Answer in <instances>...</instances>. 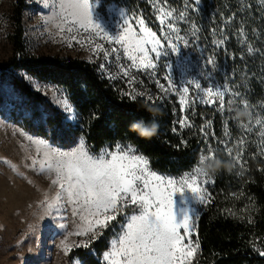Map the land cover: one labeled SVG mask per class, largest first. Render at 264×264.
Returning <instances> with one entry per match:
<instances>
[{
    "label": "trees",
    "instance_id": "trees-1",
    "mask_svg": "<svg viewBox=\"0 0 264 264\" xmlns=\"http://www.w3.org/2000/svg\"><path fill=\"white\" fill-rule=\"evenodd\" d=\"M102 1L125 6L129 13L141 15L158 31L157 11L147 0ZM202 4L188 10L190 23L187 25L195 24L202 37L217 34L220 39L226 37L219 47V58L234 80L233 84H239L245 95L246 92L251 95V99H246L249 104L252 100L257 103L253 99L255 96L264 100V3L261 0H202ZM28 7L27 0H14L13 54L0 65V88L6 86L3 80L10 77L21 101L16 102L5 95L2 87L1 112L9 111V116L19 126L35 130L59 147L73 145L79 136L93 152L117 144L131 145L148 158L153 169L168 174H180L193 168L211 145L215 159L230 162L234 167L230 172L221 168L213 174L209 188L212 202L201 208L198 217L199 250L194 264H264V257L259 255V251H264V156L255 151L245 152L241 167L218 143L225 139L223 121L229 120L230 133L236 131L237 121L227 118V113L216 112L211 106L195 104L182 109L174 97L156 99L154 103H145L143 98L133 101L88 61L27 54L23 16ZM166 7L178 14L183 10V0H167ZM182 24L185 23H177L178 26ZM241 25L244 36L237 32ZM22 73L65 90L76 112V120L69 123L63 134L59 131L65 121L63 113L31 89ZM145 104L158 110L159 132L151 139L140 138L129 131L133 121L152 119L144 110ZM185 117L193 127H180L178 121ZM207 121L212 126L207 129L209 135L205 139L199 129ZM232 149L233 156L237 155L239 150ZM111 235L112 232L106 230L89 247L72 250L70 258H77L82 264H103L101 258L108 249Z\"/></svg>",
    "mask_w": 264,
    "mask_h": 264
},
{
    "label": "snow or ice",
    "instance_id": "snow-or-ice-1",
    "mask_svg": "<svg viewBox=\"0 0 264 264\" xmlns=\"http://www.w3.org/2000/svg\"><path fill=\"white\" fill-rule=\"evenodd\" d=\"M97 2L98 0H43V6L50 11L44 22L57 29L56 35L68 47H73L75 41L81 48L87 47L94 56L102 53L106 62L111 59L122 78H127L130 90L123 95L133 101L143 98L145 103H154L156 99H163L174 93L179 97L180 107L188 108L191 106L190 87L194 86L196 99L192 103L212 105L221 114L247 110L250 113L247 122L237 123L242 131L241 137L236 141L238 154L233 156V149L228 146L231 137L228 119L223 121L225 139L218 143L242 167L247 135L256 133L259 141V151L256 154L264 156V112L256 111L257 108L264 109V102L251 105L228 85L202 87L194 77L189 79L185 76L179 86L168 76L164 78L167 86L156 79L158 62L167 57L169 51L178 52L177 42L184 45L189 43L186 36L181 35V28L177 23H190L188 10L198 7L201 0H183V10L178 14H174L176 10L166 7L167 0H148L158 13L156 19L159 20L160 31L163 33L160 36L145 24L143 18L135 20L137 30L123 10L119 12L121 23L118 29L110 33L101 22ZM197 32L196 25L191 24V35L196 37ZM237 32L244 36L243 25ZM97 38L106 41L110 47L106 48L104 43L97 42ZM225 39L226 37L219 39L214 44L219 47L225 43ZM248 51L251 52L252 48L249 47ZM207 64L214 67V59L209 58ZM100 67L107 71L105 65ZM182 69L187 73L186 65H182ZM133 70L147 73L162 95L154 97L146 91L132 88L136 82ZM201 75L207 77L210 73L202 72ZM109 78L115 79L113 76ZM35 87L39 89L41 85L35 84ZM53 95H56L55 91ZM225 96L229 97L227 103ZM237 99L241 103L234 107ZM57 104H62L63 111L68 114L59 129L63 134L69 123L75 121V116L71 114L72 109L66 100H58ZM178 123L182 128L194 126L187 117ZM211 126V122L207 121L199 129L205 139L209 135L207 129ZM27 139L39 146V159L33 158L31 167L35 169L38 166L41 174L50 176L51 186L57 189L52 196L45 193L40 206L50 216L70 209L75 230L68 235L86 237L77 246L87 248L91 242L103 236L106 230L118 225V231L110 240L109 249L103 253L106 264H194V254L198 253L199 243L191 237L195 220L198 219L197 206L212 202L207 185L213 181L201 168L206 160L215 159V150L211 145L206 154L199 157L198 165L177 180L151 171L148 160L143 155L135 154L136 150L131 145L122 147L117 144L114 151L104 150L99 155H93L86 150L83 138L79 139L77 147L68 151L53 147L43 139H33L31 136ZM186 192L194 194L195 206L190 205L187 197L182 200L181 205L176 204L174 196ZM232 195L236 196L235 193ZM227 211L232 214L231 210ZM61 219L64 217L61 216ZM60 227L66 228L67 225L61 224ZM66 239L67 237L61 241L65 255L72 247L66 243ZM259 255L264 257V251H259Z\"/></svg>",
    "mask_w": 264,
    "mask_h": 264
},
{
    "label": "rangeland",
    "instance_id": "rangeland-1",
    "mask_svg": "<svg viewBox=\"0 0 264 264\" xmlns=\"http://www.w3.org/2000/svg\"><path fill=\"white\" fill-rule=\"evenodd\" d=\"M27 2L29 7L27 11L25 10L23 16L25 27L24 45L27 54L88 61L94 64L104 77L123 89V92L130 90L127 78H122L118 67L111 59L106 62L102 58V53L99 56H94L87 47L81 48L75 41H73V47H68L66 43L60 40V37L56 35L57 29L52 24H46L44 22L45 18L50 15V11L43 6V0H27ZM201 5H203L202 0L196 8H199ZM96 7L97 12L102 17V24H104L110 33L115 32L121 23L119 16L121 10L128 14L129 22L138 30V25H136L135 20L142 18L141 15L129 13L125 6L116 3L106 4L102 0H98ZM13 9L14 0H0V65L6 62L13 54L12 39L15 33L12 19ZM150 13L155 14L156 12L150 11ZM145 24L150 27L146 21ZM160 27L159 23L158 31L152 28L153 31L157 32L158 36L163 34L160 31ZM178 27L181 28V35H185L189 43L184 45L182 42H177L178 52L169 51V55L158 62L156 79H159L161 83L167 86V81L164 78L168 76L179 86L185 76L189 79L194 77L202 84V87L228 85L232 91L238 92L240 96L245 99H251V95L248 96L247 92L246 95L242 92V86L233 84L234 80L230 78L223 62L219 58L220 46L217 47L214 42L220 39V35L217 34L216 36L206 38L202 37L198 30L197 36L193 37L191 35V24L187 25L185 23ZM97 42L104 43L106 48L110 47L106 41L99 40V38H97ZM209 58L214 59V67L213 65L207 64ZM102 64L105 65L107 71L101 69L100 65ZM165 65H168V67H165ZM182 65L187 66V73L183 71ZM202 72L210 73V75L206 77L201 75ZM132 74L136 78V82L132 85V88H135L136 91H146L154 97L162 95L156 88L153 79L147 73L133 70ZM21 75L30 88L40 94L43 99L45 98L53 107H56L60 113H63L65 119L68 114L63 111V105H58L57 101L66 100L72 109L71 114L76 118V112L63 88L37 80L32 76L29 77L27 74L22 73ZM109 76H113L115 79H110ZM3 81L6 84V86H2L5 88V95L16 102L21 101V97L17 94L18 92L10 77H6ZM35 84H39L41 87L37 89ZM54 91L56 93L55 96L53 95ZM168 97H174L179 102V97L174 93L164 98L167 99ZM189 97L191 105L199 104L213 107L212 105H205L199 102L192 103L196 99L194 86L190 87ZM228 98V96H225L226 103ZM253 99L257 103L255 104L252 100L251 105H259L264 102V100H260L256 96ZM240 103L241 101L237 99L234 107L239 106ZM8 107L11 106L8 105ZM256 111L264 112V109L257 108ZM235 113L236 111L231 114L227 113L226 117L235 119L237 123L240 121L247 122V119L244 118L237 120ZM237 123L236 131L231 133L232 136L229 139L230 146L235 147L236 151L239 150L236 146V141L242 135V131L238 128ZM28 136H31L33 139H43L49 145L64 151L77 147L79 145V139L83 138L79 136L74 144L69 147H59L50 140L39 136L35 130H26L19 126L11 119L9 111L2 110L1 112L0 110V264H82L79 259L70 258L69 256L72 250L85 248L77 245H80L81 240L86 239V237L68 235V233L75 230L74 218L71 215L70 209L67 212L50 216L40 206V202L44 199V194L48 193L49 196H52L57 189L51 186L50 176L41 174L38 171V166L35 169L31 167L33 158L39 159L37 152L39 146L31 143L27 139ZM258 142L256 133L248 134L245 152H258ZM121 146L126 147L129 145ZM86 150L90 154L99 155L104 150L114 151L115 146L104 147L98 152H93L86 145ZM135 154L141 155L137 150ZM146 159L148 160V158ZM198 163L199 161L197 165ZM197 165L180 174H168L153 169L148 160V166L151 171H155L165 178H175L177 180L185 173L191 172ZM209 179L213 180V174L209 175ZM211 184L207 185L208 191ZM193 195L190 192L176 194L174 200L177 205H181L182 200L187 197L190 205L195 206ZM203 206H197L199 209L198 217ZM61 216L64 219H61ZM118 219L122 218L118 217ZM197 223L198 219L195 220V229L191 237L193 241H197ZM61 224H66L67 227L61 228ZM109 231L112 232V235L108 239V249L113 234L118 231V225H114ZM66 237V243L72 245L67 255H65L64 249L61 246V241L65 240ZM194 255L196 256L197 253ZM101 260L103 264H106L103 260V255Z\"/></svg>",
    "mask_w": 264,
    "mask_h": 264
},
{
    "label": "clouds",
    "instance_id": "clouds-1",
    "mask_svg": "<svg viewBox=\"0 0 264 264\" xmlns=\"http://www.w3.org/2000/svg\"><path fill=\"white\" fill-rule=\"evenodd\" d=\"M144 110L148 111L152 116L150 120H144L143 118L133 121L129 125V131L136 133L137 136L143 139H151L158 135L159 132V123L156 120L157 109L152 106L145 104L143 105ZM250 116V113L247 110H238L235 113V118L237 120L244 118L247 119ZM234 165L230 162L222 161L218 158L206 160L202 165V171L211 175L217 173L221 168L231 171Z\"/></svg>",
    "mask_w": 264,
    "mask_h": 264
}]
</instances>
